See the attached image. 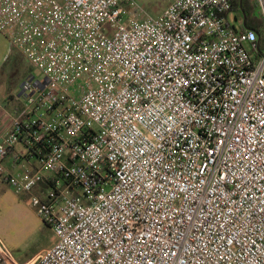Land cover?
<instances>
[{
	"label": "built area",
	"instance_id": "obj_1",
	"mask_svg": "<svg viewBox=\"0 0 264 264\" xmlns=\"http://www.w3.org/2000/svg\"><path fill=\"white\" fill-rule=\"evenodd\" d=\"M138 2L0 0L39 72L0 116V179L53 232L32 264H264L260 37L236 0Z\"/></svg>",
	"mask_w": 264,
	"mask_h": 264
},
{
	"label": "rangeland",
	"instance_id": "obj_2",
	"mask_svg": "<svg viewBox=\"0 0 264 264\" xmlns=\"http://www.w3.org/2000/svg\"><path fill=\"white\" fill-rule=\"evenodd\" d=\"M172 0H139V6L150 15H161ZM260 16L259 9L256 10ZM234 26H240L235 14L230 16ZM0 47V98L10 90L19 87L27 76H38L39 72L29 61L20 58L19 54L6 58ZM21 208L11 205L7 218L0 216V242L6 246L4 240H11L18 247L15 251L18 256L31 257L46 252L52 246L53 232L39 218L36 209L32 206L31 197L24 198ZM18 210H14L17 209ZM8 213V212H7ZM6 217V216H5ZM19 219L20 227H15L13 219ZM11 221V222H10ZM14 224V226H13Z\"/></svg>",
	"mask_w": 264,
	"mask_h": 264
},
{
	"label": "crops",
	"instance_id": "obj_3",
	"mask_svg": "<svg viewBox=\"0 0 264 264\" xmlns=\"http://www.w3.org/2000/svg\"><path fill=\"white\" fill-rule=\"evenodd\" d=\"M172 2L173 0L168 4L166 9L169 7V5ZM0 47L2 49L1 53H4L6 58H9L15 55V53H17L19 54L20 58H23V60L28 61L21 51L12 47L7 37L1 32H0ZM26 77L22 81H24ZM21 85L19 87L14 88L13 90L8 91L3 96V98H0V116L3 114L2 109L13 111L23 106L24 99L21 97ZM17 151H19L21 154H25V151L23 150L22 147H18ZM4 164L11 171L13 175H21L30 170L34 171L39 166L37 161H35L34 159H29V158L27 160L22 159L20 160V162L13 164V158L11 156L4 162ZM45 186L46 184H44V187ZM35 194H39V192L35 191ZM28 197L30 198L31 196L29 194L19 195L15 193V191L10 187V185L5 180L0 179V216H3L4 219L7 218L8 220V214H9V209L11 208V205L21 208L22 205L24 206L23 204L24 198H28ZM19 208L14 209V210H18ZM11 221H13L12 223L15 224V227H20L19 225L21 223L19 222V219L15 218ZM4 241L6 244V246L4 245L5 248L12 254L14 260L16 261V264H32L39 256L43 254V253H40L37 256L35 255L34 257L33 256L31 257L18 256L17 257V253H15V251L19 250L17 245H15L11 240L6 239ZM0 264H13V263H11L7 258H5L0 253Z\"/></svg>",
	"mask_w": 264,
	"mask_h": 264
},
{
	"label": "trees",
	"instance_id": "obj_4",
	"mask_svg": "<svg viewBox=\"0 0 264 264\" xmlns=\"http://www.w3.org/2000/svg\"><path fill=\"white\" fill-rule=\"evenodd\" d=\"M258 5L256 0H236L234 10L244 17L245 24L242 30H254L260 37V53L264 50L263 21L257 14Z\"/></svg>",
	"mask_w": 264,
	"mask_h": 264
}]
</instances>
